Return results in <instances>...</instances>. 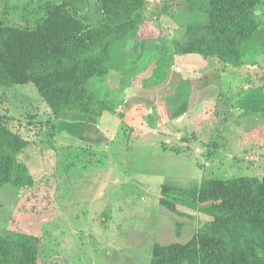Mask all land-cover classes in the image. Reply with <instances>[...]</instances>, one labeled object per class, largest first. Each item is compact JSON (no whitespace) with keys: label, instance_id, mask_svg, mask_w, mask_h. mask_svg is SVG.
<instances>
[{"label":"rangeland","instance_id":"rangeland-1","mask_svg":"<svg viewBox=\"0 0 264 264\" xmlns=\"http://www.w3.org/2000/svg\"><path fill=\"white\" fill-rule=\"evenodd\" d=\"M46 1L0 0V15L12 24L32 23ZM149 1L140 41L114 49L121 68L106 78L114 97H122V109L143 113L133 121L138 131L132 137L107 120L95 124L54 117L32 85L1 90L0 122L29 139L21 158L36 183L24 191L0 187V232L23 230L53 245L49 250L55 253L48 256L41 242V264H148L154 243H184L210 219L192 208H183L192 217L164 208L162 184L191 187L205 178L264 173V125L245 132L241 108H224L216 100L198 105L193 93L181 106L166 101L178 80L199 76L195 88L207 84L202 77L215 80V73L211 77L186 64L192 55L176 56L160 83L141 84L153 75L166 48L159 39L162 28L183 41L190 13L186 0ZM89 3L90 19L99 20L98 0ZM263 3L256 11L259 27L264 26ZM135 66L136 76L117 92L123 70ZM209 92L212 87L204 94Z\"/></svg>","mask_w":264,"mask_h":264},{"label":"trees","instance_id":"trees-1","mask_svg":"<svg viewBox=\"0 0 264 264\" xmlns=\"http://www.w3.org/2000/svg\"><path fill=\"white\" fill-rule=\"evenodd\" d=\"M261 1L186 0L190 13L185 39H171L162 28L159 39L166 48L153 75L141 84L160 83L174 58L182 55L215 58L223 73L245 72L242 45L260 28L256 9ZM98 5L97 21L89 17V0H47L32 23L12 24L0 15V102L3 87L32 85L54 117L95 124L107 120L119 130L128 129L126 135H135L133 121L143 113L122 109V97H114L106 78L110 70L121 68L113 59L114 49L140 41L152 2L98 0ZM123 71L117 92L138 73L137 66ZM191 84L192 79H182L166 101L186 104ZM253 86L230 105L245 110V132L264 125V89ZM227 100L222 107L226 108ZM29 145L18 129L0 122V187L34 188L36 178L21 158ZM159 203L179 216L192 217L183 209L187 207L210 219L184 243H154L148 264H264V173L205 178L191 187L164 183ZM42 241L41 236L23 230L0 232V264H41L42 244L48 246V256L55 253L49 250L53 245Z\"/></svg>","mask_w":264,"mask_h":264},{"label":"crops","instance_id":"crops-1","mask_svg":"<svg viewBox=\"0 0 264 264\" xmlns=\"http://www.w3.org/2000/svg\"><path fill=\"white\" fill-rule=\"evenodd\" d=\"M264 1V0H262ZM261 1V3H262ZM264 6V3L261 6ZM259 7V6H258ZM257 11V9H256ZM257 13V12H256ZM242 61L243 66H245V72L234 75V74H227L221 72L220 63L217 59L212 57H206L203 55L194 54L190 56L186 62L188 66H192L193 70L204 71V73L208 72L209 75L212 77V74L215 75V80L211 81L210 78L207 80L202 77V82L204 81L207 84L198 86L195 88L194 82L198 83L201 82L199 76H193L192 78V92L195 98L196 103L198 105H204L206 103H211V101H215L216 103H222V101L228 98L227 102L224 103L225 107L231 105L233 101H237L239 96L243 95L242 91L246 92L249 90V87H254L251 83L252 81L257 84V86H261L264 89V26H261L255 36L248 40L247 42L243 43L242 45ZM215 65L213 66L212 65ZM215 67V68H214ZM211 72V74H210ZM199 75L200 73L197 72ZM201 76V75H200ZM181 80L175 85V88L179 84ZM212 87L213 93L209 92L208 94H204L207 88ZM174 88V89H175ZM175 91V90H174ZM173 91V92H174ZM172 92V93H173ZM190 95V96H191ZM190 100V97H189ZM228 105V106H226ZM240 108V107H237ZM242 109V113L244 114V109Z\"/></svg>","mask_w":264,"mask_h":264}]
</instances>
